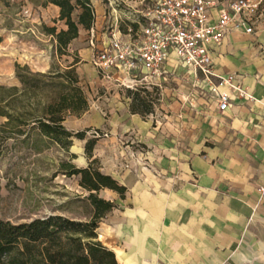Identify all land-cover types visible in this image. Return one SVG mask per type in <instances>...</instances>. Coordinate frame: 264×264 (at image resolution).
Listing matches in <instances>:
<instances>
[{"label": "crops", "instance_id": "obj_1", "mask_svg": "<svg viewBox=\"0 0 264 264\" xmlns=\"http://www.w3.org/2000/svg\"><path fill=\"white\" fill-rule=\"evenodd\" d=\"M82 53L87 66L90 48ZM212 60L253 100L232 94L220 112L169 61L140 86L159 90L153 112L133 114L125 104L99 122L110 130L101 146L127 134L146 148L142 166L114 178L124 199L104 189L117 207L101 219L98 239L118 264H264V3L253 33L230 32Z\"/></svg>", "mask_w": 264, "mask_h": 264}, {"label": "rangeland", "instance_id": "obj_2", "mask_svg": "<svg viewBox=\"0 0 264 264\" xmlns=\"http://www.w3.org/2000/svg\"><path fill=\"white\" fill-rule=\"evenodd\" d=\"M139 2L91 0L95 15L93 26L89 30L80 29L79 40L72 41L59 53L53 37L45 31V28H55L56 32L65 29L63 22L58 21L57 7L44 4V0H0V87L20 88L16 74L19 71L24 75L22 68L26 67L34 74H50L45 80L52 82L54 89L46 88L45 96L48 97L67 92L69 88L65 84L75 78V86L80 88L87 104L84 112L65 118L63 125L68 131H87L85 140L73 138L66 152L38 137L29 120L27 125L20 127L18 118H30L26 113L24 115L22 108L28 110L31 107L17 97L6 104L1 100L7 98V93L0 89V219L15 224L54 214L87 219L91 207L84 199L87 193L78 186L79 177H68L61 169L62 163L68 161L76 168L87 166V140H95L91 151V160L96 162L94 167L105 175L112 174L113 179H121L126 171L133 172L142 166L146 148L141 143L131 144L130 135H121L117 139L118 145L99 144L105 138L103 134L110 131L107 126L99 125L100 120H107L116 110L122 111V105H130L131 93L140 86L129 89L132 83L118 71L112 70L103 76L90 63L91 55L113 33L126 34L128 28H134L136 12L142 8ZM86 37L90 39L88 44ZM88 47L89 65L84 66L82 52ZM77 63H80L79 70L73 67L74 72L67 74V70ZM40 80L36 84L40 85ZM140 95L152 105L153 112L160 98L159 90L150 88ZM4 114L12 116L9 123ZM149 117L144 116L142 121ZM70 155L74 157L70 158ZM99 196L112 198L104 190Z\"/></svg>", "mask_w": 264, "mask_h": 264}, {"label": "trees", "instance_id": "obj_3", "mask_svg": "<svg viewBox=\"0 0 264 264\" xmlns=\"http://www.w3.org/2000/svg\"><path fill=\"white\" fill-rule=\"evenodd\" d=\"M44 4L58 8V21L65 26V29L58 32L55 28H45L46 33L53 37L55 49L59 53L65 51L78 37L80 28L89 30L95 21L91 0H44ZM22 69L25 71L24 75L19 71L16 74L20 88L0 87L7 93V98L1 101L10 104L11 99L17 97L28 102L31 107L28 110L22 108L24 115L26 113L30 118H18L19 126L27 125L29 120L38 137L47 139L66 152L73 138L85 140L86 130L71 132L63 125L66 116L79 115L87 108L82 91L75 86L76 79L65 84L69 88L67 92L53 93L48 97L45 96L46 88L54 89L53 83L45 80L50 74H34L26 67ZM72 69L73 67L67 70V74L71 75L74 72ZM38 80L41 81L40 85L36 84ZM140 89L131 93L129 111L140 115L151 113L152 105L140 95L145 92ZM4 115L9 123L12 116ZM20 132L23 133L22 130ZM94 144L95 140L92 139L85 143L88 160L85 168H76L69 161L61 165L66 176L79 177L78 186L87 193L84 199L91 207L90 216L79 220L54 214L19 224L0 219V264H118L114 253L103 245L97 233L101 219L117 206L114 202L99 197V192L107 189L124 199L126 188L111 176L103 174L98 167H94L96 162L91 160ZM73 157L74 155H70V158Z\"/></svg>", "mask_w": 264, "mask_h": 264}, {"label": "built area", "instance_id": "obj_4", "mask_svg": "<svg viewBox=\"0 0 264 264\" xmlns=\"http://www.w3.org/2000/svg\"><path fill=\"white\" fill-rule=\"evenodd\" d=\"M134 28L119 31L97 48L90 63L103 76L118 71L143 86L166 73L169 61L183 67L202 86L220 112L230 96L253 97L235 84V75H218L212 53L232 31L252 34L264 0H140Z\"/></svg>", "mask_w": 264, "mask_h": 264}]
</instances>
